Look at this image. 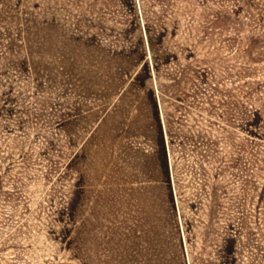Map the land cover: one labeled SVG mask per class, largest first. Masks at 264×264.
Masks as SVG:
<instances>
[{"label": "rangeland", "instance_id": "rangeland-1", "mask_svg": "<svg viewBox=\"0 0 264 264\" xmlns=\"http://www.w3.org/2000/svg\"><path fill=\"white\" fill-rule=\"evenodd\" d=\"M0 264H264V0H0Z\"/></svg>", "mask_w": 264, "mask_h": 264}]
</instances>
